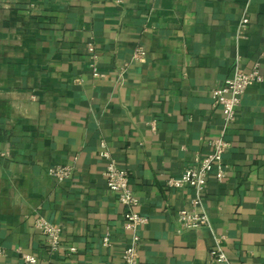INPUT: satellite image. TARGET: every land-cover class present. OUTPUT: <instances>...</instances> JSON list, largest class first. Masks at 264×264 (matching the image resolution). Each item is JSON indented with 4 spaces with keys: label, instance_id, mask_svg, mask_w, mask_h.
<instances>
[{
    "label": "crops",
    "instance_id": "0c3cea01",
    "mask_svg": "<svg viewBox=\"0 0 264 264\" xmlns=\"http://www.w3.org/2000/svg\"><path fill=\"white\" fill-rule=\"evenodd\" d=\"M140 47L144 62L133 58ZM237 63H259L263 82L227 127L226 177L202 194L210 226L186 230L178 213L193 210L196 191L167 181L220 137L212 91ZM104 149L129 172L147 219L138 264H211L219 238L230 263L264 264V0H0V264H24L22 254L124 264L132 235L107 188ZM66 165L70 180L49 175ZM39 215L64 226L58 251L48 252Z\"/></svg>",
    "mask_w": 264,
    "mask_h": 264
},
{
    "label": "built area",
    "instance_id": "2783aa9c",
    "mask_svg": "<svg viewBox=\"0 0 264 264\" xmlns=\"http://www.w3.org/2000/svg\"><path fill=\"white\" fill-rule=\"evenodd\" d=\"M249 18L244 15L239 23L238 37L245 35L249 24ZM91 57L90 68L94 77H99L98 56L92 44L89 45ZM146 51L144 48H138L134 53V60L144 62ZM263 82V76L260 73L259 63L255 64L251 72L244 71L237 63L233 69L232 75L226 79L224 84L212 91L214 104L221 107L224 115L225 128L220 137L209 143L210 151L203 155H198L195 161L187 167L184 172L176 178H170L167 181L168 188L190 187L196 191V197L193 199V210L179 211V217L182 226L186 230H201L210 226V220L202 205V194L211 178L222 181L226 177V166L223 156L226 153L229 143L225 139L227 127L234 123L239 114L242 97L249 87ZM100 156L106 161L104 177L108 190L117 196L118 201L124 208V229L131 233V243L123 249L124 264L139 263V248L141 243L140 230L147 222L138 211L139 200L134 195L131 187L130 175L127 170L119 167L114 155L104 149ZM74 174L73 166H55L49 169V175L59 181L70 180ZM35 227L45 237L48 252L58 251L62 247V237L64 226L62 224L52 223L44 216L39 215L35 221ZM105 247H110L109 237L103 240ZM68 254L76 252L74 247L68 249ZM3 250L0 248V256ZM24 264H37L38 258L30 254H22ZM209 262L211 264H232L221 245V238L217 239L216 247L209 253Z\"/></svg>",
    "mask_w": 264,
    "mask_h": 264
}]
</instances>
